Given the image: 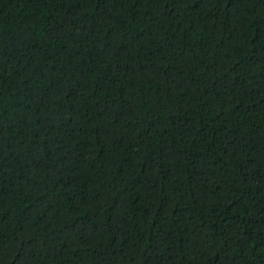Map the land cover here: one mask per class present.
<instances>
[{
    "label": "trees",
    "instance_id": "obj_1",
    "mask_svg": "<svg viewBox=\"0 0 264 264\" xmlns=\"http://www.w3.org/2000/svg\"><path fill=\"white\" fill-rule=\"evenodd\" d=\"M0 264H264V0H0Z\"/></svg>",
    "mask_w": 264,
    "mask_h": 264
}]
</instances>
